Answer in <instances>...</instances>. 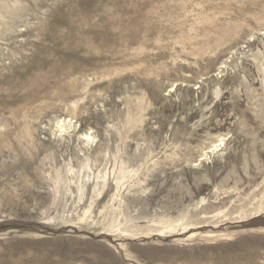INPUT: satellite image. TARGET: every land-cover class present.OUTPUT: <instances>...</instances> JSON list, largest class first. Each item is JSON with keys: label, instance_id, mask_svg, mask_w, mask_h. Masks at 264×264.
Returning <instances> with one entry per match:
<instances>
[{"label": "rangeland", "instance_id": "obj_1", "mask_svg": "<svg viewBox=\"0 0 264 264\" xmlns=\"http://www.w3.org/2000/svg\"><path fill=\"white\" fill-rule=\"evenodd\" d=\"M0 264H264V0H0Z\"/></svg>", "mask_w": 264, "mask_h": 264}]
</instances>
